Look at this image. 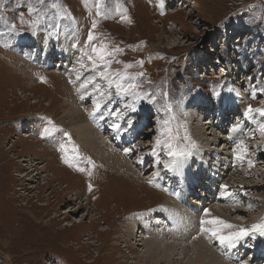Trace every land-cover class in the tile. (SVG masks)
<instances>
[{
	"label": "rangeland",
	"instance_id": "rangeland-1",
	"mask_svg": "<svg viewBox=\"0 0 264 264\" xmlns=\"http://www.w3.org/2000/svg\"><path fill=\"white\" fill-rule=\"evenodd\" d=\"M57 43H66L70 56L53 55ZM60 58L72 65L61 66ZM83 66L92 70L90 75L82 77ZM69 67L75 76L69 82L78 80L84 89L85 82H93L81 91L85 97L60 74ZM96 99L105 107L94 108ZM66 108L84 109L83 116L77 111L79 118H71ZM96 109H106V125L120 121L134 137L129 144L112 140L126 153L110 165L77 141L76 122L93 121ZM262 127L264 0H0V264H145L139 261L140 239L165 230L157 221L158 215L167 218L161 203L183 192L178 182L170 183L175 159L189 164L184 176H192L188 191L194 197L187 196L186 202L199 207L195 200L209 201L198 212L201 217L215 207L230 220L243 221L241 229L230 228V233L246 232L255 243L235 247L237 254L232 253L247 264L250 257L253 264H264V235L253 227L264 224V200L257 197L264 196V153H258L264 150ZM91 129L95 136L105 132ZM232 129L240 138L230 148L226 138ZM198 134L207 139L197 141ZM202 158L207 165L199 173ZM244 158L249 159L246 164ZM218 159L241 161L245 172L249 168L254 173L244 174L248 179L230 175L222 181L215 174L220 169L212 168ZM115 165L134 170L121 173ZM223 182L232 186L226 191H234L229 193L238 203L220 200ZM240 182L251 188L240 187ZM175 200L182 201L179 196ZM236 205L249 207L248 213L232 212ZM167 219L169 226L173 219ZM180 226L173 233L171 225L166 232L183 238ZM128 229L134 232L131 239ZM169 236L162 240L173 241ZM205 236L215 242V235ZM211 251L213 255L215 248ZM188 256L197 253L190 250Z\"/></svg>",
	"mask_w": 264,
	"mask_h": 264
},
{
	"label": "bare ground",
	"instance_id": "bare-ground-1",
	"mask_svg": "<svg viewBox=\"0 0 264 264\" xmlns=\"http://www.w3.org/2000/svg\"><path fill=\"white\" fill-rule=\"evenodd\" d=\"M56 41V40H55ZM64 41V40H63ZM23 43V42H22ZM54 43V42H53ZM77 43V42H76ZM63 44V43H62ZM71 46V45H70ZM73 46V45H72ZM39 47V46H38ZM55 49H58L57 51L55 50ZM67 49H68V51H67ZM70 48H69V46H67V44L65 43L64 44V46L62 47V45L59 43H57V45H55V47H54V49H53V55L55 54L56 56H58V54H60V57L62 56H65L66 54L67 55H69L70 56ZM49 54V53H48ZM48 54L46 53V52H44L43 53V55H46V56H48ZM73 55V54H72ZM79 56H81V54L79 55ZM41 58L43 57L42 55L40 56ZM48 57H50V59H52V56H48ZM40 58V59H41ZM66 58V57H65ZM30 59H32V60H36V58H35V56H31L30 57ZM47 59V58H46ZM61 59L62 58H60V60H58V61H61ZM76 58L74 57V60H75ZM43 60V59H42ZM42 60H40V62H42ZM63 60V59H62ZM37 61V60H36ZM43 61H45V60H43ZM77 61V60H76ZM85 61V60H84ZM62 63L60 64L61 66L62 65H67V64H69L70 63V61L69 60H65V61H61ZM93 62V61H92ZM49 63H53V62H49ZM74 63V62H73ZM79 63V62H78ZM96 63V62H95ZM75 64H77V62H75ZM50 65V64H49ZM59 65V64H58ZM72 64L70 63V66H71ZM101 65H102V63H100L99 65L98 64H96V66L95 67H101ZM69 66V65H68ZM42 67H46V64H43L42 65ZM67 67V66H66ZM65 67V68H66ZM76 67V66H75ZM72 68V67H71ZM68 69V72H63V73H60L62 76H64L65 78H66V76H67V78L65 79V80H67V83L70 85V86H72L73 87V89L75 90L74 92H76L77 91V93L78 92H80L79 94L81 95V96H83V97H85L84 96V94H85V92H84V94H82L81 93V91H84L85 89H87V90H89L90 89V85H92V83L93 82H85L86 84H85V89L81 86V83L82 82H80V81H78V80H76V82L74 83L73 82V79H72V82H69L68 81V79H70L71 77H72V74H73V76H74V73H71V72H69V69H70V67L69 68H67ZM79 69V68H78ZM73 70V69H72ZM99 70V69H98ZM74 71V70H73ZM89 71H91L92 72V70L90 69V68H87V67H85V66H83V68H82V72L83 73H81V75H83L82 77H84L87 73H88V75H90V73H89ZM77 74V73H76ZM78 74H80V72H78ZM99 75V74H98ZM75 77V76H74ZM73 78V77H72ZM77 78H78V75H77ZM100 78V80L102 81V82H104V80L106 81V77H103L102 75H99V77H98V79ZM87 79H85L84 81H86ZM96 82V81H95ZM106 83V82H105ZM82 84H84V83H82ZM100 85V84H99ZM107 85V84H106ZM112 85V84H111ZM103 86V85H102ZM102 86H100L99 88H97V87H95V88H97V89H99V91H101V92H103V90H102ZM93 87V86H92ZM123 87V86H122ZM112 88V87H111ZM72 89V88H71ZM82 89V90H81ZM115 89V88H114ZM98 91V90H97ZM111 91V90H110ZM126 92V91H125ZM97 93V92H96ZM104 93V92H103ZM108 93V92H107ZM111 93V92H110ZM120 95H123L124 94V92L123 93H119ZM119 94H117V95H119ZM125 97V96H124ZM96 98H99V97H96ZM121 100H123V99H121ZM120 100V101H121ZM125 100V99H124ZM96 101H97V99L96 100H94V102H95V105H94V108H97V105H99V104H96ZM138 101V100H137ZM118 103V102H117ZM204 103V102H203ZM94 104V103H93ZM105 105H106V103L105 104H102V105H99V107L98 108H100V107H105ZM107 105H108V103H107ZM137 105V104H136ZM206 105V104H205ZM121 106H122V103H121ZM124 106V105H123ZM122 106V107H123ZM111 107V106H110ZM118 107V106H117ZM126 107H128V105H126ZM125 107V108H126ZM140 107V106H139ZM79 108V107H78ZM78 108H76V110H74V109H72V108H66V110H65V113L69 116V117H71V118H76V117H78L79 118V115L77 114V109ZM81 108V107H80ZM140 109V108H139ZM231 109V108H230ZM81 110V109H80ZM100 109H96L95 111H93L90 115L91 116H93V121L95 122H93L91 119H88V121H86V123H85V121L83 122V121H81L80 123H78V122H76L77 123V129H75V130H77L76 132H77V135H78V138H77V141L79 142V144H81V145H84L86 148H88L92 153H93V157H98V156H101V157H103L104 158V163H106V164H111V162L112 161H117V159L118 158H122V155L123 156H125V151L124 150H121V147L122 146H119L118 147V144H116L117 146L116 147H114V144L115 143H118V141L120 142V140H122V141H124V142H126V143H130V142H132V141H134L133 140V136L130 134V132L126 129V127L127 126H124V123H122V122H118V123H116V124H113V125H109L110 126V129L112 130V134H111V136L109 137V136H107L106 135V128H109V126L108 125H106L105 124V121H106V116H105V114H106V109H104L102 112H100L99 111ZM123 111V110H122ZM126 111V110H125ZM142 111H143V109H142ZM235 112V111H234ZM78 113L79 114H81L80 116L82 117L83 116V113H84V109H83V113H80L79 111H78ZM126 113V112H125ZM225 113V112H224ZM76 114H77V116H76ZM229 115V114H228ZM104 116H105V118H104ZM232 116V115H231ZM237 116H239V115H237ZM130 119V118H129ZM131 119H133V117L131 118ZM244 119V118H243ZM122 120V119H121ZM130 121H132V120H130ZM136 121V120H135ZM222 121V120H221ZM224 121V120H223ZM227 121V120H226ZM243 121V120H242ZM126 122H129V121H126ZM230 122V121H229ZM240 121H238V124H240L239 126L240 127H244L245 126V124L248 122L247 120H245V124H243L242 123V125H241V122L239 123ZM82 123V124H81ZM206 123V121L204 122V123H202L203 124V126L202 127H206V126H208V124L206 125L205 124ZM213 123V120H211L210 121V124H212ZM126 124V123H125ZM129 124V123H128ZM127 124V125H128ZM132 124V123H131ZM134 124H136V123H134ZM209 124V125H210ZM206 125V126H205ZM95 127V126H97V127H99L100 128V131L102 132V131H104V129H105V132H102V134H99V135H97V136H95V134L93 133V131H92V129H91V127ZM115 126V127H114ZM105 127V128H104ZM132 127V126H131ZM235 128H236V126H234ZM135 128V127H134ZM226 128V127H225ZM247 128H249V130H252V128L253 127H251L249 124H247ZM129 129H130V127H129ZM133 129V128H132ZM149 129V128H148ZM255 131H257V129H254ZM113 131H114V133H113ZM198 131H200L201 133H202V130L200 129V130H198ZM232 132L231 133H229V139H230V141H229V139H228V137L226 138V140L228 141V144H230V148H232L234 145H235V143H233V141H239V140H237L238 138H240L239 137V133H237V131L236 130H231ZM229 132H230V130H229ZM260 132H261V130H260ZM204 133V132H203ZM228 133V132H227ZM197 134V133H196ZM200 134V133H199ZM198 134V138H197V141H199V142H203V139H207V138H205V137H203L202 135H199ZM258 134V133H257ZM205 136V135H204ZM262 137L264 136V131H263V135H261ZM224 137V136H223ZM248 137L249 136H247L246 137V140L248 139ZM253 137V135L252 136H250V138H249V140L251 139ZM137 138V137H136ZM135 138V141L137 140ZM56 140H57V142H58V144L59 145H62V142H59V140H60V138H56ZM62 140V139H61ZM83 140H85V141H83ZM112 140H113V143H112ZM140 141H141V139H140ZM139 141V142H140ZM124 142H123V145H124ZM136 142H138V141H136ZM247 142V141H246ZM250 142V141H249ZM143 143V142H142ZM234 145H233V144ZM121 144V143H120ZM227 144V145H228ZM137 145V144H136ZM215 145V144H214ZM143 146V145H142ZM118 147V148H117ZM125 147H126V145H125ZM135 147V146H134ZM133 147V148H134ZM209 147V146H208ZM225 148V147H224ZM257 148V147H256ZM130 149V148H129ZM210 149V148H209ZM241 150H243L244 151V149H241ZM240 150V151H241ZM162 152H160V154H161ZM259 154H262V153H264V150H262V151H259L258 152ZM257 153V155L259 156V154ZM130 154V153H129ZM198 154V153H197ZM159 155V154H158ZM243 155L244 154H241L240 155V157H243ZM195 156H197V155H195ZM218 157H220L219 155H217ZM239 156V155H238ZM201 157V156H200ZM236 157L237 156H235V159H236ZM263 157H264V154H263ZM262 157V158H263ZM132 158V157H131ZM130 158V159H131ZM207 158H209V157H207ZM95 159H97V158H95ZM158 159H159V157H158ZM197 159V158H196ZM203 159V158H202ZM210 159V158H209ZM217 159V158H216ZM225 159V158H224ZM264 159V158H263ZM262 159V160H263ZM112 160V161H111ZM153 160H155V159H153ZM213 160V159H212ZM247 160H249V159H246V158H244V162L243 163H245V161H247ZM130 161V163L132 164L133 163V161H131V160H129ZM201 161H203V164H202V162ZM200 162H199V165H197V167H196V171H199V173L201 172V171H204V169L206 168L205 166L207 165L206 164V162H205V160L203 159V160H201ZM223 160L222 159H218V160H216V161H214V163H213V169H220L219 171H214L212 168V170L215 172V174H220L221 175V177H220V179L223 181V180H225V182H226V180L228 179V177H226V176H229V178L232 176V177H237V176H239L240 177V179L241 178H243V179H245V178H247L246 176H244V174H253L254 172L252 171H250L249 172V168H248V172H245L244 171V169L242 168V166L243 165H245V164H243L241 161H239V159H238V163L236 164L234 161H232V160H228V159H226V161H224V162H222ZM160 162H162V161H160ZM172 162H175V167H174V170L172 171L171 170V173L173 172V174H172V181L170 182L171 183V185H176V183L178 182L179 183V187H181L182 189H181V192H182V190H183V192L182 193H180V194H176V195H174L173 196V198L170 196L169 197V195L168 196H166L167 198L165 199V201L166 202H163V203H161V205H162V207H164L163 209V211L162 212H165V214H166V217L167 218H169V219H173V221H172V223H170L171 225H173V233L176 231V229L178 228V226H180V225H182V226H180V228H182V229H184V232L183 233H181L180 235L183 237V238H176V239H174V234H171V233H168V232H166V231H170V229H171V225L169 224V226H167L166 225V222H168V219L167 218H165V217H162V218H160V216L158 215V217L160 218H158V220L157 221H159V223L161 224V225H163V228H165V230H160V231H157L156 232V235L154 234V235H152V236H149V235H146V236H142V239H140V242H139V245H142L143 246V249H142V253L143 254H141L140 255V257H139V261H144V260H146V261H144L145 262V264H147L148 262L147 261H150L151 262V264H160V263H162V262H167L168 264H171V261L172 260H182L183 258H186V261H185V264H234V263H241V259L239 258H237V255H233V253L231 252V249L232 248H237L238 246H247V245H250V247H253V246H251L252 244H253V242L255 243V241H254V239L253 238H251L250 236H249V234L247 233L246 235H234L235 233L234 232H232V233H230V228H232V231H233V228L235 229V228H240V227H242V222L241 221H237V220H230V217L229 216H227L225 213H223V211H221L220 209H218V208H215V207H209V209L207 210V212H206V215L204 216V217H201V215L200 214H198V212H200V211H202V209H205L204 208V206L206 207V204H208V202L209 201H207V202H205V203H202V201L200 202V201H198V200H195V202L197 203H195L196 205H200L199 207H194L192 204H190V203H187L186 202V199H188V198H186L187 196L189 197H192L193 195H192V193L193 192H191V191H188V187H189V185H190V183H189V179L192 177V176H190V178H188V177H185L184 176V174H185V172L184 171H186V169H189V164H187L188 163V161H180L179 159L178 160H173ZM171 162V163H172ZM170 163V164H171ZM249 163H251V162H249ZM248 163V164H249ZM256 163V162H255ZM141 165H142V163H140ZM170 164H169V166H170ZM212 164V163H211ZM252 164V163H251ZM103 165H105V164H103ZM120 165V164H119ZM123 165V164H122ZM121 165V166H122ZM107 166V165H106ZM130 166V165H129ZM127 167V166H122L121 168L120 167H118L117 165H115V169L116 170H118L119 172H123L124 170L125 171H127L129 174L130 173H132L131 171L132 170H134V169H132L131 167ZM248 166V165H247ZM252 166V165H251ZM132 167H135L134 165H132ZM137 167H139V165L137 166ZM31 168V167H30ZM59 168H61L60 166H59ZM110 168V167H109ZM252 168H254V166L252 167ZM62 169V168H61ZM64 169V168H63ZM136 169V168H135ZM139 170V169H138ZM137 170V172L139 173V171ZM194 171V170H193ZM211 173H213V172H211ZM38 174V173H37ZM125 174V173H124ZM188 174V173H187ZM214 174V175H215ZM262 174H264V173H262ZM134 175V174H133ZM231 175V176H230ZM124 176V175H123ZM256 176V175H255ZM137 177V176H136ZM163 177V179L165 180V179H167V175H164V176H162ZM250 177H252V176H250ZM158 178L159 177H156V180L157 181H159L158 180ZM238 178V177H237ZM239 179V180H240ZM248 179V178H247ZM131 180V179H130ZM163 180V181H164ZM192 180V179H191ZM141 181V180H140ZM139 181V182H140ZM166 181V180H165ZM221 181V182H222ZM228 181V180H227ZM232 182V181H231ZM242 182V181H241ZM241 182H240V184H238L240 187L242 186V187H250L251 185L250 184H241ZM259 182V181H258ZM174 183V184H173ZM239 183V182H238ZM136 184V183H135ZM223 184H224V187H222L221 188V191H220V194H222V195H220V200H222V201H228V200H231V201H233V202H237V201H239V198H234V196L232 195V194H230V193H233L232 192V190L230 191V190H228V191H226V188H232V186H230V185H228V183L227 184H225L224 182H223ZM130 185V184H129ZM204 185V184H203ZM255 185V186H254ZM253 185V187H256L257 188V184H254ZM209 186V185H208ZM67 187H69V185L67 184ZM219 187V186H218ZM235 187V186H234ZM238 187V186H237ZM1 188V187H0ZM190 188V187H189ZM203 188V187H202ZM251 188V187H250ZM129 189H130V187H129ZM203 189H206V188H203ZM141 190V189H140ZM175 190V189H174ZM219 190V189H218ZM259 190V189H258ZM129 191V190H128ZM237 191V190H236ZM146 192H148V191H146ZM150 192V191H149ZM200 192H205V190H203V191H200ZM230 192V193H229ZM258 192V191H257ZM212 193V192H211ZM209 194L211 197H212V194ZM229 193V194H228ZM122 194H125V193H122ZM172 195V194H171ZM249 195V194H248ZM247 195V196H248ZM127 196V195H126ZM130 196V195H129ZM128 196V197H129ZM132 196H133V194H132ZM178 196L179 197H181V202H179V201H177V200H175V198H178ZM250 196V195H249ZM72 197H74V196H72ZM194 197V196H193ZM251 198H252V196H250ZM258 198H261V199H263L264 200V196H257ZM75 199H78L79 197L77 196V194H76V197H74ZM255 198V197H254ZM100 200V199H99ZM217 200V199H216ZM252 200V199H251ZM214 201V200H213ZM256 201V200H255ZM220 202V201H219ZM238 203V202H237ZM248 204V203H247ZM10 205V204H9ZM99 205V204H98ZM105 206V205H104ZM237 206V205H236ZM234 207V208H231V211L233 212V210L235 211V212H237V211H239V212H241V211H245V213L247 212V211H249V210H247V208H249V207H247V206H245V207H243V208H241V207ZM5 207V206H4ZM80 207H82V206H80ZM247 207V208H246ZM98 208V207H97ZM223 208V207H222ZM225 208V207H224ZM233 209V210H232ZM246 209V210H245ZM257 209V208H256ZM264 209V208H263ZM258 210V209H257ZM189 211H192L193 213H194V215L193 214H191ZM253 211V210H252ZM259 211V210H258ZM263 212V211H262ZM144 213H149V212H144ZM248 213V212H247ZM202 214V213H201ZM261 214V213H260ZM8 215V214H7ZM148 215V214H147ZM238 215V214H237ZM240 215V214H239ZM33 216H35L34 214H33ZM263 216V215H262ZM148 216H145V218H143L144 219V223H145V225H146V222H148V218L149 219H151L150 217H151V215L147 218ZM227 217V218H226ZM229 217V218H228ZM22 218V217H21ZM263 218V217H262ZM233 219H235V218H233ZM237 219V218H236ZM259 219V218H258ZM133 220V219H132ZM99 221V220H98ZM133 221H135V220H133ZM257 221V220H256ZM215 222H222V223H215ZM245 222V221H244ZM158 223V222H157ZM263 223V222H262ZM134 224V223H133ZM136 224H139V222H136ZM259 224V223H258ZM261 224V223H260ZM71 225H73V226H75L74 224H71ZM158 225V224H157ZM224 225V226H223ZM225 225H230V227H226V228H224L225 227ZM52 226V225H51ZM51 226L49 225L48 227H50L51 228ZM139 226H140V224H139ZM236 226H238V227H236ZM146 227V229H151L150 227H147V226H145ZM144 227V228H145ZM162 227V226H161ZM254 227V226H253ZM9 230H11L13 227L12 226H9ZM135 228V227H134ZM179 228V229H180ZM146 229H144V230H146ZM153 229H155V228H153ZM241 229V228H240ZM130 229H128V235L127 236H129L128 238H132L133 237V235H134V232H133V229L132 230H130ZM144 230H142V232H141V234H143L144 233ZM214 230H219L218 231V233H217V235H221V236H225V237H233L231 240H226L224 243H221L220 242V240L219 239H217V236L215 235L213 238H215L214 240H215V242L210 238V240L208 241V239H207V237L205 236V234H207V233H209L210 235H214L213 234V231ZM226 230V231H225ZM239 230V229H238ZM48 231V230H47ZM25 232V231H24ZM23 232V233H24ZM44 232H46V231H44ZM137 232H138V230H137ZM149 232H150V230H149ZM148 232V233H149ZM47 233V232H46ZM49 233V232H48ZM179 233V232H178ZM124 234H126V232H124ZM133 234V235H132ZM168 234L169 235H172V236H169L170 238H173V241H170V242H168L169 240H167V242L166 241H164V240H162L163 239V236L164 235H166V236H168ZM257 234H255L254 233V237H257L256 236ZM260 235V234H259ZM22 236H24V235H22ZM46 236V235H45ZM140 236V235H139ZM57 237V236H56ZM138 237V236H137ZM195 237V239H194V241H190L192 238H194ZM128 238H127V241L130 243V241H132V240H128ZM134 239V238H133ZM57 240V239H56ZM152 241L153 240V242H149V241ZM212 240V241H211ZM262 240H263V242H262V244H264V237L262 238ZM128 242L125 244V245H128V246H126V247H129V245L130 244H128ZM143 242V243H142ZM141 243V244H140ZM215 243H217V245H214ZM134 244V243H133ZM137 245H138V243H137ZM261 245V244H260ZM259 245V246H260ZM135 248H137L136 247V245L134 244L133 245ZM147 247V248H146ZM215 248V253L212 255V251H214V250H212L211 251V249H214ZM235 248V250H237ZM240 248V247H239ZM249 248V247H248ZM130 249V248H129ZM133 249V248H132ZM132 249H130L129 250V253L132 251ZM247 249V248H246ZM190 250H193L194 252H196L197 253V256L196 257H191V256H188V252L190 251ZM136 251V250H135ZM243 251V250H242ZM247 251V250H246ZM180 252H182V253H184L185 254V256L184 257H182L181 256V254H180ZM240 252H241V249H240ZM115 253V252H114ZM240 254V253H239ZM238 254V255H239ZM111 255H113V254H111ZM178 255H180V256H178ZM245 259H246V256H247V254H246V252H245ZM138 256V255H137ZM136 256V257H137ZM133 257H135V256H133ZM221 257L222 258H224V259H226V262H224L222 259H221ZM253 259L254 258H252V259H250L249 260V263L250 264H253ZM257 259V258H256ZM98 260H95V262H97ZM258 262H260V261H258ZM243 264H247V263H245L244 261H243ZM258 264V263H257ZM260 264H263L262 262L260 263Z\"/></svg>",
	"mask_w": 264,
	"mask_h": 264
},
{
	"label": "snow or ice",
	"instance_id": "snow-or-ice-1",
	"mask_svg": "<svg viewBox=\"0 0 264 264\" xmlns=\"http://www.w3.org/2000/svg\"><path fill=\"white\" fill-rule=\"evenodd\" d=\"M117 87L121 88V90H123V91H127L126 89H123L120 85H117ZM98 107H99V105H97V108ZM261 130L264 131V127H262ZM170 154L175 155V153H172V152H170ZM65 162L67 163L68 161L65 160ZM81 171H82V169H81ZM215 223H222V222H215ZM225 227H230V225H225ZM254 230H258V231H260L261 235H264V224L254 226ZM218 231L219 230H214L213 234L217 236V239H219L221 243H224L226 240H231L233 238V237H225V236L217 235ZM246 234H247L246 232L242 231L241 233L235 234V235H246Z\"/></svg>",
	"mask_w": 264,
	"mask_h": 264
}]
</instances>
